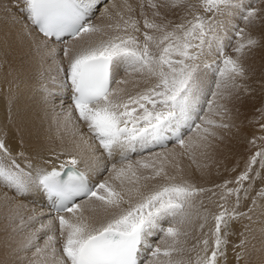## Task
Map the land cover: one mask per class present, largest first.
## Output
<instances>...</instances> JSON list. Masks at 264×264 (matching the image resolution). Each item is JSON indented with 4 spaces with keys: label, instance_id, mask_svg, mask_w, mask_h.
Returning a JSON list of instances; mask_svg holds the SVG:
<instances>
[{
    "label": "snow or ice",
    "instance_id": "1",
    "mask_svg": "<svg viewBox=\"0 0 264 264\" xmlns=\"http://www.w3.org/2000/svg\"><path fill=\"white\" fill-rule=\"evenodd\" d=\"M100 2L0 3V11L15 16L16 8L24 15L35 29V35L27 32L33 55L56 63L62 74L55 92L42 86V103L51 105L57 129L69 133L75 151L98 145L113 161L105 166L106 178L90 186L75 168L76 156L69 154L57 167L63 150H51L47 157L37 150L43 164L21 151L22 167L0 139V187L13 193L12 201L5 197V219L12 223L7 259L0 264H217L226 256L222 225L247 216L236 208L242 191L247 198L243 182L259 175L253 174L258 159L264 168V148L239 176L215 185L220 200L235 197L234 207L220 204L210 235L191 247L193 220L200 218L201 208L207 212L204 194L217 193L185 179L180 161H214L223 132L235 127L225 121L239 112L248 92V53L264 46L252 30L264 22V9L241 0H200L209 17L188 0H137L136 5L110 0L101 12L103 23L95 24L91 14ZM171 12L179 15V23L168 19ZM234 15L245 27L225 25ZM60 93L69 94L67 108ZM55 100L61 101L58 112ZM132 154L140 158L133 160ZM33 192L50 201L47 223L34 211L22 215L23 204L13 207L17 198Z\"/></svg>",
    "mask_w": 264,
    "mask_h": 264
},
{
    "label": "bare ground",
    "instance_id": "2",
    "mask_svg": "<svg viewBox=\"0 0 264 264\" xmlns=\"http://www.w3.org/2000/svg\"><path fill=\"white\" fill-rule=\"evenodd\" d=\"M251 1L253 0H244L246 4H251ZM4 2L6 0H0V3ZM109 2L110 0H101L97 9L91 14L92 23H103L101 12L103 6ZM115 2L119 4L121 0H115ZM128 2L136 5L137 0H128ZM188 2L196 5L201 15H206L199 8L200 0H188ZM12 12L16 15L12 16L0 11V139L4 140L18 162H21L22 167L26 165L17 155L18 152L23 151L30 159H35L36 163L43 164V161L36 158L37 150L46 157L51 150L57 152L63 150L64 155L57 162V167L60 163L67 161L71 154L78 159L75 168L88 178L91 185L101 182L107 176L104 171L105 166L110 167L113 161H108L104 155H101L103 150L98 145L88 151H75L69 133L63 128L57 129L54 116L49 114L51 105L46 106L42 103V86L55 92L56 84L61 80L62 74H58L56 63L50 60L41 62L39 57L33 55V41L27 36V32L31 30L35 35V29L18 9L13 8ZM168 19L173 23L180 22V17L175 12L169 13ZM229 21L230 24L231 22L235 24L234 17H230ZM252 35L264 42V22H257ZM247 64L252 73L246 81L248 92L238 104L239 112L233 111L230 117L226 118L225 122L234 124L235 127L223 132L225 139L216 150L215 160L198 159L195 164L187 158L180 161L184 169L181 175L185 179L200 187L212 188L217 193L216 196L207 192L204 194L207 212L201 208L200 218H194L188 237L189 247L196 240L210 235V230L214 228L215 223L213 217L222 210L219 207L220 204H226L229 210L234 207L235 197H229L226 201L220 200L221 189L215 188V185L239 176L251 156L264 148V90L262 88L264 46H257L248 53ZM53 78L56 83L53 82ZM59 95L63 100V107L67 108L70 103L69 94L60 93ZM54 105L58 112L61 101L55 100ZM253 140L254 144L251 143ZM147 154L144 153V155ZM139 158L137 154H132L133 160ZM205 163H208L210 167L205 168ZM255 173H259L255 180L250 177L249 181L243 182V187L248 189L247 198H244L245 193L242 191L240 205L236 208L238 213L243 212L247 216L229 219L227 226L222 225L221 236L227 241L225 245H222V251L226 252V256L219 257L217 264H224L225 259L227 260L225 264H264V195H262L264 168H261L259 159L253 166V174ZM228 187H235V185L229 184ZM5 197L12 201L13 193L0 187V260L7 259L5 243L11 232L9 225L12 223L11 219H5ZM20 204L25 205V208L21 210L24 216L34 211L39 220L47 223L48 217L52 215L50 201L38 193L33 192L26 198H17L13 202V207ZM205 215L208 217L207 221L203 219ZM201 223H204L202 231L199 228ZM36 226L39 227L38 224ZM43 236L44 233L41 232V237ZM209 243L211 245L212 240ZM237 254H240L239 258Z\"/></svg>",
    "mask_w": 264,
    "mask_h": 264
},
{
    "label": "rangeland",
    "instance_id": "3",
    "mask_svg": "<svg viewBox=\"0 0 264 264\" xmlns=\"http://www.w3.org/2000/svg\"><path fill=\"white\" fill-rule=\"evenodd\" d=\"M241 3L244 5V6H252V7H254V8H257V9H264V0H253V1H251V4H246L245 2H244V0H241ZM246 4V5H245ZM149 15H151V13L149 12ZM207 16H211V13H207L206 14ZM230 17H234L235 18V24H239V26L240 27H245V25L243 24V22L241 21V19L239 18V16L238 15H235V16H230ZM230 17H228L226 20H228L229 21V18ZM151 18V17H150ZM217 19H221L220 17H218ZM225 20V21H226ZM224 21V23H225V25L228 27V28H231L232 27V25H234L232 22H231V24H230V21H229V24H228V21H226L225 22ZM227 23V24H226ZM231 34V33H230ZM227 43V42H226ZM229 54H231V55H234V53H232L231 51H229ZM263 90H264V85H263ZM181 163V162H180ZM183 165H180V167H182ZM182 169H183V167H182ZM184 170V169H183ZM182 173H183V171H182ZM193 255V257H194V253L192 254ZM226 259H225V261H224V264L226 263Z\"/></svg>",
    "mask_w": 264,
    "mask_h": 264
}]
</instances>
